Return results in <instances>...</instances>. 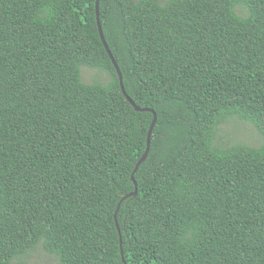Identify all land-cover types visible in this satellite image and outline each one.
Wrapping results in <instances>:
<instances>
[{
  "label": "trees",
  "instance_id": "1",
  "mask_svg": "<svg viewBox=\"0 0 264 264\" xmlns=\"http://www.w3.org/2000/svg\"><path fill=\"white\" fill-rule=\"evenodd\" d=\"M95 1L0 0V264H264V0H99L125 200Z\"/></svg>",
  "mask_w": 264,
  "mask_h": 264
},
{
  "label": "rangeland",
  "instance_id": "2",
  "mask_svg": "<svg viewBox=\"0 0 264 264\" xmlns=\"http://www.w3.org/2000/svg\"><path fill=\"white\" fill-rule=\"evenodd\" d=\"M158 1L161 2L162 0ZM81 78L84 83L88 84L107 80L103 74L86 67L81 68ZM220 142L225 145L258 147L261 144V137L252 124L238 118H229L219 127L216 143ZM13 264H58V262L54 257L37 248L28 257L23 258L21 261H15Z\"/></svg>",
  "mask_w": 264,
  "mask_h": 264
},
{
  "label": "water",
  "instance_id": "3",
  "mask_svg": "<svg viewBox=\"0 0 264 264\" xmlns=\"http://www.w3.org/2000/svg\"><path fill=\"white\" fill-rule=\"evenodd\" d=\"M98 3H99V0H96L95 1V13H96V23H97V28H98V33H99V36H100V39H101V42L112 62V65L117 73V76H118V80H119V86H120V90H121V93L122 95L124 96V98L126 99V101L134 108V110L136 112H151L153 114V119H152V122H151V125L149 127V130H148V134H147V142H146V149H145V152L143 153V155L141 156V158L139 159V161L136 163L135 167H134V170L132 172V175H131V181L133 182V185L135 187L134 189V192L130 195H128L127 197H125L123 200L127 199V198H130V197H135L136 194H137V188H136V182L134 180V175L136 174L139 166L146 160L147 156H148V152H149V148H150V137H151V134H152V130L155 126V123H156V115L153 113L152 110H149V109H141L139 107H137L133 102L132 100L127 96L125 90H124V87H123V83H122V76H121V73L119 71V68L113 58V56L111 55L106 43H105V40H104V37H103V33H102V30H101V26H100V22H99V17H98ZM121 255H122V251H121Z\"/></svg>",
  "mask_w": 264,
  "mask_h": 264
}]
</instances>
